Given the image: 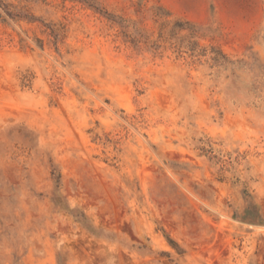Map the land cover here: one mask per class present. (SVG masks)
I'll return each instance as SVG.
<instances>
[{"label":"rangeland","instance_id":"obj_1","mask_svg":"<svg viewBox=\"0 0 264 264\" xmlns=\"http://www.w3.org/2000/svg\"><path fill=\"white\" fill-rule=\"evenodd\" d=\"M0 264H264V0H0Z\"/></svg>","mask_w":264,"mask_h":264}]
</instances>
